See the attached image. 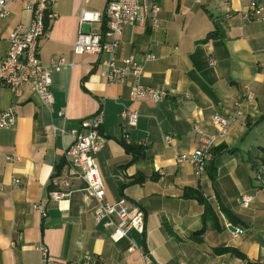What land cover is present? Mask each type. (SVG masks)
<instances>
[{"label":"crops","instance_id":"0c3cea01","mask_svg":"<svg viewBox=\"0 0 264 264\" xmlns=\"http://www.w3.org/2000/svg\"><path fill=\"white\" fill-rule=\"evenodd\" d=\"M108 1H57V17L37 47L43 67L52 59H65V68L51 76V106L44 107L28 86L19 97L0 88V110L15 107L17 114L13 129L0 128V264H43L39 244L48 249L44 264H70L83 255H90L93 264H141L139 252L127 251L128 240L150 253L156 264H264V189L255 179L264 150V0H255L262 11L253 12L251 0H156L158 28L126 27L115 56L133 55L143 65L144 87L174 91L159 103L131 101V79L106 85L98 55L72 53L80 11L103 14ZM7 9L8 16L0 18V59L15 27L30 21L23 3ZM248 12L251 20L246 21ZM103 22L98 29L106 27ZM147 55L155 60L144 62ZM247 84L254 91L253 102L243 98ZM125 108L138 113L127 143L120 120ZM98 111L103 113L105 145L94 159L104 202L124 200L145 217L144 235L131 231L128 240L119 242L110 240V229L94 223L96 203L81 180L67 179L68 186L61 189L68 196L59 202L50 199V178L63 165L70 131ZM216 114L236 120L211 150L204 172L176 164L175 155H190L198 147L194 126L202 134L213 133ZM126 146L140 149L141 156L134 158ZM8 156L19 160L7 161ZM185 189L198 191L216 219L206 222L199 240L204 206L183 198ZM242 194L253 197L247 208L239 203ZM39 203L44 204L43 217L35 209ZM224 221L244 234L233 237Z\"/></svg>","mask_w":264,"mask_h":264},{"label":"built area","instance_id":"2783aa9c","mask_svg":"<svg viewBox=\"0 0 264 264\" xmlns=\"http://www.w3.org/2000/svg\"><path fill=\"white\" fill-rule=\"evenodd\" d=\"M58 0H0V18L8 16L7 7L14 2L23 3L30 15L27 25L19 24L12 31L8 39L6 55L0 59V88H8L14 92L15 97L21 95L24 86L30 87L31 91L38 97L44 107L53 104L54 98L51 90V76L53 73L65 68V59H52L49 67H43L37 58V47L40 39L45 37L49 25L57 15L55 8ZM150 2L147 9L146 5ZM259 10L256 1L251 0L250 11ZM159 6L156 0H109L103 14L82 10L78 16V32L72 46L74 55L94 54L99 56L98 66L100 77L106 85H122L127 79H131L132 87L129 92V99L135 101L148 98L154 103L166 100L174 94V91L144 87L141 84L143 76V65L133 55L121 60L115 56L119 44V37L126 27L134 25L149 26L156 29L159 26ZM106 22L105 30L97 28L102 21ZM246 21L251 20V15L244 14ZM83 26L88 30L84 31ZM155 60L154 55H147L144 62ZM214 64V61H211ZM243 98L247 102H253L255 95L250 85H244ZM238 114V113H236ZM120 120L123 131V140L128 142V129L136 126L138 113L129 108L122 110ZM235 116L225 117L214 115L212 125L214 132L202 134L197 125L194 132L199 134L198 147L190 155H175V163L178 165L187 163L196 168L197 172L203 173L205 161L216 143L223 139L235 122ZM17 123L15 107L0 110V128L13 129ZM103 125L102 111L96 112L92 117L80 122L78 129L70 131L72 137L71 145L64 151L63 165L59 173L52 174L50 178V199L56 202L68 196L61 186H68L67 179L77 178L84 184V190L88 197L96 203L93 212V221L97 225L110 229V240L119 242L128 240L131 231L144 235L145 217L139 210H131L124 200L114 204L104 202V187L95 164L94 156L100 152L105 145V138L101 133ZM166 143H170L168 136L164 137ZM7 161H17L18 157L8 156ZM162 174L163 172L160 171ZM255 179L264 189V164L259 162L255 170ZM253 197L242 194L239 203L247 208L252 203ZM36 211L45 216L44 204L35 205ZM226 230H230L233 237L244 234V229L234 226L229 221L223 224ZM127 251L129 253L139 252L141 264H156L150 253L144 251L135 243L129 241ZM37 251L40 261L44 264L48 261V249L39 244ZM90 255H83L80 261L70 264H93Z\"/></svg>","mask_w":264,"mask_h":264},{"label":"trees","instance_id":"16d2710c","mask_svg":"<svg viewBox=\"0 0 264 264\" xmlns=\"http://www.w3.org/2000/svg\"><path fill=\"white\" fill-rule=\"evenodd\" d=\"M103 23H105V22H103ZM104 30H105V28L102 29V31H104ZM126 151H127L128 153H131V154L133 155V157L136 158V159H138V158L141 156V150H140V149H137V150L134 151V150H132L131 148H129L128 146H126ZM262 152H263V153H262L263 156H262L260 162H261L262 164H264V150H263ZM61 165H62V164H60V165H58V166L56 167V174L59 173V171H60V169H61ZM141 181H142V179H137L136 182H141ZM183 198H185V199H194V200H196L198 203H200L201 205L204 206L203 227H202V229L196 234V239L199 240V237L202 236V235L204 234V232L206 231V222L215 223V222H216L215 216H214V214H213L211 208L208 206V204H207L206 200L204 199V197H203L198 191H193V190H191V189H185V190H184V193H183ZM222 251H227V250H220V251H218V252H222ZM230 252H231L233 255H235V256H237V257H239V258L244 259V257H243L240 253H238V252H236V251H234V250H230Z\"/></svg>","mask_w":264,"mask_h":264}]
</instances>
